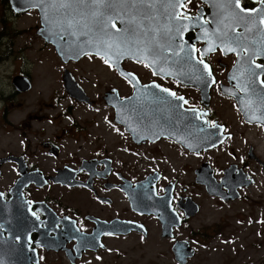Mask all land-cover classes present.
<instances>
[{
	"label": "flooded vegetation",
	"instance_id": "obj_1",
	"mask_svg": "<svg viewBox=\"0 0 264 264\" xmlns=\"http://www.w3.org/2000/svg\"><path fill=\"white\" fill-rule=\"evenodd\" d=\"M0 4V262L128 264V248L149 250L160 240L179 264L177 243L188 244L192 259L193 235L207 250L222 240L216 225L192 229L191 217L200 211L192 193L201 187L230 204L264 184V122L245 115L256 101L251 108L241 103L246 74L237 71V54L218 48L203 57L215 80L208 84L171 66L164 70L173 75H153L158 65L145 67L131 56L118 62L113 56L112 67L95 54L62 58L39 34L37 9L15 12L9 0ZM242 6L257 4L242 0ZM182 11L211 20L214 9L191 0ZM29 13L38 16V25L18 28L17 19ZM199 31H187L184 40L203 49L206 43L195 40ZM47 57L56 65L48 73ZM99 71L107 88L92 95L80 72L98 77ZM234 73L237 79H230ZM49 75L57 77L58 89L48 88ZM153 84L188 103L179 109L153 103L145 93L166 96ZM120 102L150 107L151 117L142 113L130 123L123 115L117 122L114 105Z\"/></svg>",
	"mask_w": 264,
	"mask_h": 264
},
{
	"label": "snow or ice",
	"instance_id": "obj_2",
	"mask_svg": "<svg viewBox=\"0 0 264 264\" xmlns=\"http://www.w3.org/2000/svg\"><path fill=\"white\" fill-rule=\"evenodd\" d=\"M204 2L214 9L211 20L182 11L191 0H29L31 7L41 11L44 22L58 30L61 39L65 35L75 38L73 42L80 41L76 45L80 51L101 56L109 67L113 66V56L116 62L121 56H131L145 67L158 65L153 75H173L164 70L171 66L181 75L191 73L190 79L208 84L215 80L211 79L212 71L203 57L218 48L225 54L236 53L237 71L242 69L246 74L240 87L247 99L241 103L251 108L253 99L256 101L252 114L245 111V115L264 122V81L260 80L264 64L255 63L264 58V0H253L257 4L254 8L242 6V0ZM209 23L213 25L211 29L205 27ZM197 29L200 31L195 40L206 43L203 49L184 40L187 31ZM195 53H199V58ZM127 76L133 86L139 83L134 74ZM230 79H237L236 74ZM151 87L166 94H144L157 105L179 109L188 103L167 88L156 84ZM168 96L182 103L174 104L167 100Z\"/></svg>",
	"mask_w": 264,
	"mask_h": 264
},
{
	"label": "rangeland",
	"instance_id": "obj_3",
	"mask_svg": "<svg viewBox=\"0 0 264 264\" xmlns=\"http://www.w3.org/2000/svg\"><path fill=\"white\" fill-rule=\"evenodd\" d=\"M3 10L4 7L0 4V11ZM34 25H38L36 14L29 13L17 19L16 26L20 29ZM54 66L56 65L48 58L47 73L52 71ZM80 74L83 80L86 78L90 80L85 84L90 94H100V90L107 88L100 71L98 77L95 73L85 72L82 74L80 72ZM58 87L57 77L49 75L48 88L58 89ZM192 177L191 175L190 179ZM263 177L259 176L260 182L264 181ZM197 190L201 193L196 191L192 194L193 201L200 211L191 217L192 229L199 231L201 229L197 230L198 226L216 225L219 231L222 228L223 239H215L212 248L207 250L202 244L204 241L200 239L201 236L193 235V248L197 255L189 259L186 264H264V184L256 183L242 193L241 200L230 204L215 201L207 193H204L201 187H197ZM179 233L183 236L185 231L182 230ZM168 245V243L158 240L157 243L151 244L154 247H150L149 250L141 251V247L139 250L136 247L128 248L127 262L128 264H177L172 254L168 253L166 249ZM156 252L158 255L155 254Z\"/></svg>",
	"mask_w": 264,
	"mask_h": 264
},
{
	"label": "water",
	"instance_id": "obj_4",
	"mask_svg": "<svg viewBox=\"0 0 264 264\" xmlns=\"http://www.w3.org/2000/svg\"><path fill=\"white\" fill-rule=\"evenodd\" d=\"M9 3L11 5V8L15 12H25L30 9H37V8L31 7L29 0H9ZM37 10L39 12L40 23L42 26L41 29L39 30V34L46 40L47 43L51 44L55 48L56 53L60 57L79 58L82 55H84V52L80 51V49L77 48L76 46L78 43H80V41L76 40L75 42H73L75 38L69 39L66 35L64 39H61L60 36L57 34L58 30L52 24H46L44 20L42 19L41 11L39 9ZM81 47H85V46L81 45ZM114 108H115L116 120L117 122H120V123L124 122L123 115L126 116V119L129 120L128 122L130 123L137 122L134 117L135 116L138 117L142 113H144V115L146 116L151 117V115H148L150 114V107L140 108L138 104H131V105L128 104L127 107H125V103L120 102V103L115 104ZM135 129L136 128H129V130L131 131ZM200 177L206 180L204 182L207 184H210L212 182L211 180H209V177H207V175L201 174ZM187 211L189 212V215H193L197 212V207L193 203H191L189 204ZM174 248H175V251H174L175 259L177 260L179 264H186L187 259L193 256V251H189L188 244L185 242L177 243Z\"/></svg>",
	"mask_w": 264,
	"mask_h": 264
}]
</instances>
